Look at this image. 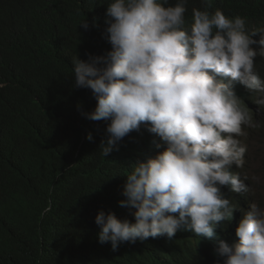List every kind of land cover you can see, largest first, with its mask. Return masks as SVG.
<instances>
[{"label":"clouds","instance_id":"1","mask_svg":"<svg viewBox=\"0 0 264 264\" xmlns=\"http://www.w3.org/2000/svg\"><path fill=\"white\" fill-rule=\"evenodd\" d=\"M74 1L0 0V49L26 6ZM79 26L55 73L69 99L0 135V162L41 124L64 148L35 188L47 230L36 244L24 223L21 245L54 263L264 264V0H110ZM13 71L0 56V102Z\"/></svg>","mask_w":264,"mask_h":264},{"label":"trees","instance_id":"2","mask_svg":"<svg viewBox=\"0 0 264 264\" xmlns=\"http://www.w3.org/2000/svg\"><path fill=\"white\" fill-rule=\"evenodd\" d=\"M110 0H75L57 18L49 17L28 5L16 19V34L0 49L4 64L12 62L16 71L11 87L0 102V135L15 130L24 116H37L42 109L63 102L57 91L55 73L70 64L75 54V38L79 26L86 20L89 28L97 27L103 18L105 5ZM200 6V5H198ZM16 46L20 54L12 58L10 48ZM28 103V105H26ZM57 136L54 125L41 124L40 134L32 151L16 155L6 151L0 162V264H72L60 258L54 263L46 257H36L38 248L21 245L22 225L34 220L32 232L27 237L39 243L47 230L43 206L35 198V188L40 176L52 177L64 148L58 143L50 150ZM27 139H33L26 133ZM24 147L27 144H23ZM20 247V248H19ZM27 254V255H26Z\"/></svg>","mask_w":264,"mask_h":264},{"label":"rangeland","instance_id":"3","mask_svg":"<svg viewBox=\"0 0 264 264\" xmlns=\"http://www.w3.org/2000/svg\"><path fill=\"white\" fill-rule=\"evenodd\" d=\"M262 189L261 192L264 194V178H261Z\"/></svg>","mask_w":264,"mask_h":264}]
</instances>
